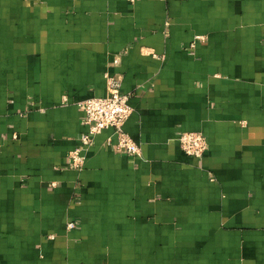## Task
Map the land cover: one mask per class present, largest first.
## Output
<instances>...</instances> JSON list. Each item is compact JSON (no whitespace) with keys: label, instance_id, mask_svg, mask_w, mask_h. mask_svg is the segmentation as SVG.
I'll list each match as a JSON object with an SVG mask.
<instances>
[{"label":"crops","instance_id":"crops-1","mask_svg":"<svg viewBox=\"0 0 264 264\" xmlns=\"http://www.w3.org/2000/svg\"><path fill=\"white\" fill-rule=\"evenodd\" d=\"M0 264H264V0H0Z\"/></svg>","mask_w":264,"mask_h":264},{"label":"built area","instance_id":"built-area-1","mask_svg":"<svg viewBox=\"0 0 264 264\" xmlns=\"http://www.w3.org/2000/svg\"><path fill=\"white\" fill-rule=\"evenodd\" d=\"M107 93L104 97H93L81 103L84 109V125L87 132L80 138V145L69 153L70 165L80 169L85 163V150L93 143L94 137L104 129L112 128L116 135V152L139 155L140 147L124 131V125L133 113L129 104L130 95L122 92V80L106 75ZM111 143V140H109ZM183 152L191 157L202 158L208 150L207 138L201 132H184L179 138ZM69 230L76 228L75 222L67 224Z\"/></svg>","mask_w":264,"mask_h":264}]
</instances>
